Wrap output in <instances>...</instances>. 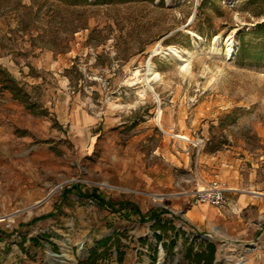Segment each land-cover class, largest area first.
Here are the masks:
<instances>
[{"label": "rangeland", "instance_id": "obj_1", "mask_svg": "<svg viewBox=\"0 0 264 264\" xmlns=\"http://www.w3.org/2000/svg\"><path fill=\"white\" fill-rule=\"evenodd\" d=\"M85 1L0 0V264H264V0ZM211 182L253 239L186 221Z\"/></svg>", "mask_w": 264, "mask_h": 264}, {"label": "crops", "instance_id": "obj_2", "mask_svg": "<svg viewBox=\"0 0 264 264\" xmlns=\"http://www.w3.org/2000/svg\"><path fill=\"white\" fill-rule=\"evenodd\" d=\"M4 123V121H0V131L2 130ZM75 188H77L79 193H82L81 186L76 185ZM225 197L229 209H227V207L218 209L210 205L190 206L188 211L185 212V216L190 214L191 217L189 216V218H186V221L199 230L202 229L209 232L210 229H221V231H223V236L220 237L226 240L229 236L234 240H238L239 238L246 240L253 239L257 232L255 222L248 223V220L241 218V214L244 213L248 207L259 205L260 203L257 201L258 198L255 196L240 194V191L229 188ZM93 199H100V197L93 195ZM185 204V199H179L178 206L180 208ZM230 210H234V218L229 217L228 212L230 213Z\"/></svg>", "mask_w": 264, "mask_h": 264}, {"label": "trees", "instance_id": "obj_3", "mask_svg": "<svg viewBox=\"0 0 264 264\" xmlns=\"http://www.w3.org/2000/svg\"><path fill=\"white\" fill-rule=\"evenodd\" d=\"M42 0H35V3H39ZM87 2L85 0H70L69 2V6L70 9L72 10V12H78L79 10H81L84 5ZM80 26H78L79 28ZM261 30H264V26H258L256 32H260ZM0 74H1V83H3V88L9 90L12 94L13 97L15 99L18 100H23V97L21 96V92H22V88L19 86V83L17 81H15V79H13L6 71H1L0 70ZM29 108H31V106H29ZM76 187V186H75ZM74 187V191L78 192L77 188ZM70 191H66L65 194H69ZM97 202H99V206H108L110 203L109 202H105L103 200L100 199H96ZM156 218V217H155ZM206 248L209 250L210 254L208 256V260H207V264H212V261H214L215 259V255H216V247L215 245L211 244V243H206ZM203 258H200V260L198 261L199 263L202 261Z\"/></svg>", "mask_w": 264, "mask_h": 264}, {"label": "built area", "instance_id": "obj_4", "mask_svg": "<svg viewBox=\"0 0 264 264\" xmlns=\"http://www.w3.org/2000/svg\"><path fill=\"white\" fill-rule=\"evenodd\" d=\"M227 190L220 182H211L204 189L188 194L190 206L210 205L222 209L227 207L225 197Z\"/></svg>", "mask_w": 264, "mask_h": 264}, {"label": "bare ground", "instance_id": "obj_5", "mask_svg": "<svg viewBox=\"0 0 264 264\" xmlns=\"http://www.w3.org/2000/svg\"><path fill=\"white\" fill-rule=\"evenodd\" d=\"M218 39H216L217 41ZM216 44V42H215ZM217 45V44H216ZM238 47V46H237ZM237 47L236 46H233L232 44H228L227 46V50L225 51L226 52V57L229 61H231L235 54H236V51H237ZM170 54L172 55V60L179 63L182 70L184 71H188L189 68H190V59H186L184 56H182V54L180 52H178L176 49L172 48L169 50ZM147 73V72H146ZM136 75H138V71L136 72ZM154 75V78L153 79H157L158 78V74H156L155 72H153V69L152 68H149L148 70V73L145 75V81L147 83V88L152 92L153 91V88L150 86V76ZM154 92V91H153ZM140 95L142 98H144L146 96V90H141L140 91ZM159 116H161V112L159 114ZM177 138H179L180 140H188L186 137L184 136H176ZM253 194H257L255 192H251ZM159 200H163V197H160ZM191 217V216H190ZM11 218V217H10ZM2 220V219H1ZM247 261H244L242 260L241 264H246Z\"/></svg>", "mask_w": 264, "mask_h": 264}]
</instances>
